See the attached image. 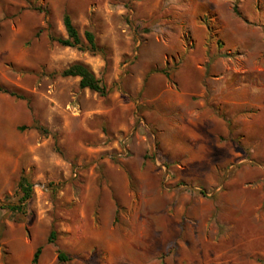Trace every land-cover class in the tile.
Instances as JSON below:
<instances>
[{"label": "rangeland", "instance_id": "1", "mask_svg": "<svg viewBox=\"0 0 264 264\" xmlns=\"http://www.w3.org/2000/svg\"><path fill=\"white\" fill-rule=\"evenodd\" d=\"M0 85V264H264V0H0Z\"/></svg>", "mask_w": 264, "mask_h": 264}, {"label": "trees", "instance_id": "2", "mask_svg": "<svg viewBox=\"0 0 264 264\" xmlns=\"http://www.w3.org/2000/svg\"><path fill=\"white\" fill-rule=\"evenodd\" d=\"M234 10L237 12V7L234 6ZM209 17H203L201 22L206 26L208 30V34H212L211 26L209 23ZM63 25L66 31V37H57V42L62 46L69 47H77L79 49H87L90 52H97V44L95 41L94 34L91 30H85L83 32V36L85 39V43L82 41L76 26L73 24L71 16L69 13H65L63 15ZM218 44H221L220 41H217ZM63 77L73 76L79 78V86L81 88H88L89 90L95 91L100 95H106L108 89L105 84L102 83L101 79L96 77L94 73L83 63L75 62L68 67L64 68L60 73ZM0 92H6L11 95H15L13 91H9L8 89L2 87L0 85ZM35 128L41 132L47 133V129L41 125H35ZM15 199H11L10 196L5 195L3 199L0 200V208L6 209L10 211L12 214H21L24 215L27 209V202L32 196V183L27 175L21 173L19 175L16 188L14 190ZM55 236V231L51 230L47 241L51 242ZM41 246L36 247L32 262L36 263L38 257L41 253ZM57 258L59 261H65L68 259V256L65 252L58 250Z\"/></svg>", "mask_w": 264, "mask_h": 264}]
</instances>
